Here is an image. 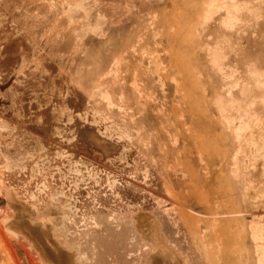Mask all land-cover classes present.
<instances>
[{"label": "rangeland", "instance_id": "374dc122", "mask_svg": "<svg viewBox=\"0 0 264 264\" xmlns=\"http://www.w3.org/2000/svg\"><path fill=\"white\" fill-rule=\"evenodd\" d=\"M0 264H264V0H0Z\"/></svg>", "mask_w": 264, "mask_h": 264}]
</instances>
